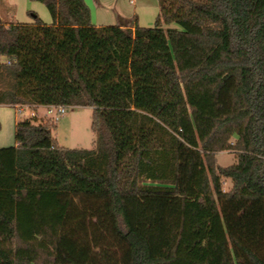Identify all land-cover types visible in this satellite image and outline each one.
<instances>
[{
  "label": "trees",
  "instance_id": "16d2710c",
  "mask_svg": "<svg viewBox=\"0 0 264 264\" xmlns=\"http://www.w3.org/2000/svg\"><path fill=\"white\" fill-rule=\"evenodd\" d=\"M31 1L53 23L0 22V105L92 108L97 142L61 147L47 117L16 125L0 264H264V0H158L153 27Z\"/></svg>",
  "mask_w": 264,
  "mask_h": 264
},
{
  "label": "crops",
  "instance_id": "0c3cea01",
  "mask_svg": "<svg viewBox=\"0 0 264 264\" xmlns=\"http://www.w3.org/2000/svg\"><path fill=\"white\" fill-rule=\"evenodd\" d=\"M91 10L95 26H116L121 22L141 27H153L159 14L158 0H85ZM36 13L47 25L53 18L42 4L31 0H0V22L9 25L13 22L31 24ZM5 62L0 58V63ZM21 122L13 106L0 105V149L15 145V127Z\"/></svg>",
  "mask_w": 264,
  "mask_h": 264
},
{
  "label": "rangeland",
  "instance_id": "374dc122",
  "mask_svg": "<svg viewBox=\"0 0 264 264\" xmlns=\"http://www.w3.org/2000/svg\"><path fill=\"white\" fill-rule=\"evenodd\" d=\"M31 13L34 12L29 13V16L32 17ZM1 85L2 84L0 83V87ZM236 85L238 86V83L234 77L226 81L222 90V99L217 101V103L225 106L228 109H233L234 105H236L234 101V90ZM32 114L37 115L41 119L46 118L47 112L44 107H39L37 110L26 107L24 112L19 115V120L24 121L30 119ZM92 117V108L67 107L66 115L57 123V128L53 131V137L58 141L59 146L68 149L95 148L97 135L92 130ZM236 162L237 158L234 153L223 152L217 155V163L219 166L228 167L235 164ZM231 187L232 182L230 180H226L224 185L225 190L228 191L231 189Z\"/></svg>",
  "mask_w": 264,
  "mask_h": 264
},
{
  "label": "built area",
  "instance_id": "2783aa9c",
  "mask_svg": "<svg viewBox=\"0 0 264 264\" xmlns=\"http://www.w3.org/2000/svg\"><path fill=\"white\" fill-rule=\"evenodd\" d=\"M5 62H6V60H5ZM7 63L10 64L9 61H7ZM0 64H2V63H0ZM26 107L27 106H15V109H16L18 115L22 114ZM44 108L46 109V112H47L46 117L49 119H52L55 122H59L62 118H64V116L67 113V107H65V106L51 105V106H46ZM34 116H35V114H32L31 118Z\"/></svg>",
  "mask_w": 264,
  "mask_h": 264
}]
</instances>
